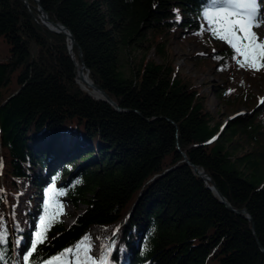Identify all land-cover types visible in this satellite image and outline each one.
<instances>
[{
	"label": "trees",
	"instance_id": "1",
	"mask_svg": "<svg viewBox=\"0 0 264 264\" xmlns=\"http://www.w3.org/2000/svg\"><path fill=\"white\" fill-rule=\"evenodd\" d=\"M208 3L0 0V38L8 47L0 59V204L13 211L21 184L31 180L41 218L47 189L66 193L38 259L74 247L101 226L100 257L111 244V264H264V106L223 128L169 50L174 38L205 40L210 52L195 55V64L213 62L219 74L234 78L241 68L233 50L223 41L225 47L213 45L220 40L201 19ZM41 8L71 33L72 52L66 33L43 24ZM128 49L137 53L130 75L121 59ZM153 49L163 62L149 58ZM83 63L123 112L81 87L77 64ZM249 88L233 80L213 92L233 111L255 103ZM194 167L251 220L229 210ZM39 168L48 184L35 175ZM65 201L84 207L70 226L63 221ZM26 203L23 225L0 212L9 240L0 264H22L38 230L34 198Z\"/></svg>",
	"mask_w": 264,
	"mask_h": 264
},
{
	"label": "snow or ice",
	"instance_id": "2",
	"mask_svg": "<svg viewBox=\"0 0 264 264\" xmlns=\"http://www.w3.org/2000/svg\"><path fill=\"white\" fill-rule=\"evenodd\" d=\"M176 12L179 20V11ZM201 19L206 21V30L213 37L225 42L233 50L232 58L239 68L253 72L264 70V39L254 30L264 26V12L261 11L259 0H209L202 9ZM64 195L66 193L58 191L55 186L47 189L44 214L39 219V227L34 233V239L30 241L29 250L22 256V264H111L113 246L105 245L101 257L96 258L92 255L94 246L90 236H85L74 247L50 259H38V246L45 244L50 225L58 215L63 214L64 206L59 198ZM22 239L16 241L17 245ZM8 243L5 228L0 231V262L6 259L2 246Z\"/></svg>",
	"mask_w": 264,
	"mask_h": 264
},
{
	"label": "rangeland",
	"instance_id": "3",
	"mask_svg": "<svg viewBox=\"0 0 264 264\" xmlns=\"http://www.w3.org/2000/svg\"><path fill=\"white\" fill-rule=\"evenodd\" d=\"M42 17V16H41ZM257 31L258 35L261 39H264V26L254 29ZM205 38H208V35L205 36ZM205 40H197L192 38H178V39H172L169 42V50L173 54V59L176 63L178 71L182 72L186 76H188L191 80H193V83L198 86L201 90V93L205 97L207 103L206 107L208 110H210L215 117L223 122V128L225 124L233 119L235 116H242L246 117L250 115V110H252L255 105H257L256 108L264 106V103L261 101H264V74L260 71L253 72L251 70L247 69H238L233 70L232 77L229 78V76L221 75L219 74V70L215 69L216 64L213 62L205 63L203 68H200L195 64V62L192 60V58L197 55H207L209 54V50L205 46ZM213 45H219L220 48L225 47L223 42L217 43L214 39H212ZM8 54V47L4 43L3 39L0 38V59L4 60L7 57ZM137 55V53H134L131 50H126L123 52L121 59H122V65L125 68L128 75L131 73V58ZM149 58L156 60L157 62L161 63L163 62L162 58L158 55L155 49L151 50L149 54ZM79 65V64H78ZM82 67V65L77 66ZM78 68V70L80 69ZM84 74L88 75V72L86 71V68L83 71ZM245 80L248 85L250 86L249 92L252 94V96H255L256 100L255 103L252 104L250 107H241L233 111H226L219 103L218 99L215 97L213 89L214 87H220L223 86L225 83L227 84V81H235L240 82L241 80ZM235 86V85H234ZM233 86V87H234ZM88 92V91H87ZM90 94V92H88ZM91 95V94H90ZM92 96V95H91ZM95 98V97H94ZM96 99V98H95ZM222 128V130H223ZM45 137V136H44ZM68 137H65L67 139ZM44 140V138H43ZM46 140V139H45ZM65 144L68 145V141L65 140ZM44 146V142L42 144ZM248 150V148H247ZM241 152H245V150H242ZM2 175V170H0V176ZM35 175L38 177H45L46 183H49L47 173L43 172L40 168L35 171ZM2 178V177H1ZM21 194L18 197L17 205L12 211L11 208L7 206H2L0 204V212L5 211L6 216H15L18 223L23 225L24 219L27 217L28 212V205L26 203L27 197H33L34 198V214L38 221L37 225L39 226V215H38V208L40 206V197L37 196V189L33 186V183L31 180H25L21 184ZM81 209L76 210L74 207H72L70 204L65 201V217L63 219L66 226H70L73 221L75 220V217L82 212L84 209L83 205L80 207ZM104 228L101 226L92 227L91 231V237L93 242V251L92 255L96 258L100 257V247H99V241L98 236L100 232L103 231ZM1 231V226H0Z\"/></svg>",
	"mask_w": 264,
	"mask_h": 264
},
{
	"label": "water",
	"instance_id": "4",
	"mask_svg": "<svg viewBox=\"0 0 264 264\" xmlns=\"http://www.w3.org/2000/svg\"><path fill=\"white\" fill-rule=\"evenodd\" d=\"M36 2H38V0H35ZM26 2V5H28V2ZM39 11L42 13V17H41V20L43 22V24L45 26H47L50 30L54 31V32H57V33H66L68 36H69V40L71 41V47H70V50L72 52V47L73 45L75 44V40L74 38L71 36V33L68 32L67 28H65L62 24H59V23H52L47 14L44 12V10L41 8L39 9ZM80 57L82 59V55L80 54ZM77 66H79L77 64ZM80 68V67H78ZM85 69V64L83 63L82 64V67L78 70V78L80 77V75H84L83 71ZM88 76V75H87ZM92 88L94 91H96L97 93L100 94V98H96L98 100H103L105 102H108L109 104H111L113 107H115L116 111L118 112H123V110H121V108L99 87L97 86L96 84H94L92 82ZM186 161H188V159L186 158ZM189 162V161H188ZM194 171L197 175L201 176L205 182L208 184V183H211L212 186H210V189L217 195V197L221 200V202L223 204H225L227 206V208L229 210H231L232 212L234 213H237L239 215H243L245 216L247 219L251 220V217H250V214L248 211L244 210V211H237L235 210L234 208L231 207V205L225 200L224 196L221 194V192L217 189V187L213 184L210 176H208L204 171H201L198 167H194ZM261 247V246H260ZM261 249L264 251V249L261 247Z\"/></svg>",
	"mask_w": 264,
	"mask_h": 264
},
{
	"label": "bare ground",
	"instance_id": "5",
	"mask_svg": "<svg viewBox=\"0 0 264 264\" xmlns=\"http://www.w3.org/2000/svg\"><path fill=\"white\" fill-rule=\"evenodd\" d=\"M260 2V8L261 11L264 12V0H259ZM78 83L81 85V87L85 90L90 92V94L95 98H100V94L93 90L92 88V81L89 79L87 74L80 75L78 78ZM86 208V207H85Z\"/></svg>",
	"mask_w": 264,
	"mask_h": 264
}]
</instances>
